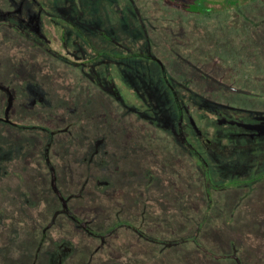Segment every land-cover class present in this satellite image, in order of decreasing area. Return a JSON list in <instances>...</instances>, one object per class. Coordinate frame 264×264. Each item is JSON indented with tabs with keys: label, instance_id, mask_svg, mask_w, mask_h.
<instances>
[{
	"label": "trees",
	"instance_id": "obj_1",
	"mask_svg": "<svg viewBox=\"0 0 264 264\" xmlns=\"http://www.w3.org/2000/svg\"><path fill=\"white\" fill-rule=\"evenodd\" d=\"M73 1L0 0V24L13 28L30 46L40 45V49L78 69L79 79L89 80L87 81L89 89L85 92L87 94L73 95L76 105L81 102V97L85 100L81 103L85 105L95 93L118 99V103L123 104L124 107L130 105L131 109L127 110L129 107L126 106L123 112L131 113L152 129L145 131L141 136L147 148L146 152L152 160L139 168L140 172L135 174L133 172L138 168L137 163L130 166L121 162L122 159L112 160L108 156V151L100 149L95 152V148L90 146L91 151L80 158L81 163L74 161L76 158L68 152L67 162L63 165L59 162V166L56 167L51 152L55 143V131L63 127L52 128L42 123L43 128L48 130L45 131L46 144L41 152L45 161L43 165L48 172V190L51 191V199L45 200L50 216L45 222L32 217L28 208L34 207V211L42 210L45 208L42 206L45 203L30 198L29 187H23L19 193L18 208L25 214L30 226L26 227L13 221L14 218L7 217L9 225L0 227V233L7 228V233L10 231L11 236H7L5 245H0V252L4 254L1 262L74 264L81 261L83 264H92L101 244L103 249L107 235L123 227L135 235L137 242L153 244L151 254L155 253L154 263L149 262L145 258L147 256L139 258L138 253H134L128 260H122L110 255V252L99 250L102 258L95 260L96 264L101 262L102 264H164V261H156V259L178 245H188L191 250L194 248L192 256L198 260L200 259L198 254L205 255L207 258L204 259V264L211 262L212 264L216 262L251 264L248 263L245 255L246 263L243 261L241 257L243 253L238 248L237 241L229 235L233 229L231 223L237 217L240 218L236 215V213L239 215L241 209H238V206L242 207L257 190L264 188V147L261 146L262 143L264 144V131H262L264 110H252L241 104L238 105L230 96H240L241 101H246V95L253 94L248 93L247 89L241 90L238 77L247 75L248 68L254 67L252 56L257 58L263 56L264 29L258 28L259 32L254 29H257L258 23L264 22V0H94L93 2L78 0L76 3ZM251 2L256 3L255 8L258 6L261 8V13L257 12L256 19L246 12L251 7ZM157 5L167 17L160 27L161 31L156 30L150 34L154 21V18H150L151 9L157 8ZM234 13L240 17L236 26L232 25ZM164 15H161V18ZM153 35H159L161 40H155ZM233 37L236 43L233 42ZM155 48L158 51H155ZM23 50L24 48H21V51ZM205 52L208 54L205 55ZM209 52L218 53L222 61L219 63L213 61ZM24 64L35 65L30 60H25L14 70L13 76L12 70L4 72L0 66V79L3 78L9 91H12H5L1 86L3 88L0 90L1 121L8 119L15 121L19 115L24 114L23 106L26 102L23 98L27 95ZM185 66L198 74L203 87L210 89L209 93H200L196 85H191L187 76L189 70L184 72ZM261 69L263 78L260 83L264 80V68ZM33 72L29 71L28 75ZM15 78L20 79L21 82L18 79L19 82L14 81ZM54 88L55 99L52 106L58 105L61 108L63 101L59 94L60 90L56 85ZM252 96L264 98L260 92ZM127 97L130 102L127 101ZM8 102L10 106L5 109ZM73 107L77 108V106ZM243 112L248 116H244ZM252 117L253 121L258 120L261 125L258 131H251V134L247 128ZM229 121H234L242 128L239 132L235 131V136L229 133L231 128H235L226 124ZM5 122L28 128V125L23 126V122L19 124ZM70 123H68L69 127L65 126L68 130L71 125L73 126ZM32 124L30 126L33 128L37 125V123ZM139 138V135L135 136V139L139 140ZM156 149L164 158L168 155L163 151L168 150L169 160L175 158L178 152L186 154L191 160L192 170L201 180L206 202L199 217H189L193 223L188 224V230L187 227L182 229L179 226L182 223L180 217H170L171 214L161 200L166 190L164 180L168 181V178H163L164 173L158 171L160 168L156 166V160L153 162ZM247 149L252 152L257 151L258 155L249 157ZM12 159L8 163L12 168L10 173L21 176L17 167L24 157L18 159L12 157ZM125 169H129L132 173L131 188L137 191L135 199L130 200L126 195L125 200L129 199L127 202L131 208L134 203L139 202L141 205L143 203L141 207L145 209L149 203L152 207V213L148 214L151 223L145 221L144 210L139 218L138 215L130 212L131 209L129 211L131 219L116 217L105 226L101 218L97 220V216L105 213L106 205L98 206L99 201L96 200L98 197L101 198L100 195L109 194ZM75 171L81 175H73ZM21 181L24 182V179L22 178ZM88 186L91 187L92 192L89 197L83 196ZM8 188L10 187L7 186ZM238 189L241 190L240 193ZM217 194L221 196L217 198ZM227 197L233 198L232 205L228 206L229 210L224 207V203L222 204ZM86 198L93 199L95 206L85 207ZM93 210H96L94 213L97 214L90 219L87 215ZM167 215L172 220L170 226L178 225V227L174 231V237L162 238L156 234L158 226L152 222L155 223L158 217L157 220L165 225L168 220ZM57 216L68 219L74 227L82 230L87 236L96 238L97 248L86 249L70 234L58 231ZM2 217L3 213H0V218ZM87 217L89 220L86 219ZM182 217L184 219L187 216L185 217L183 213ZM32 219H35L34 226L31 225ZM239 221L241 224V220ZM92 222H96V226L94 223L93 227ZM262 225L264 226V223ZM31 237L33 241L30 242ZM223 239L226 245H229L226 250V246L221 245ZM212 245L217 249H211Z\"/></svg>",
	"mask_w": 264,
	"mask_h": 264
},
{
	"label": "rangeland",
	"instance_id": "obj_2",
	"mask_svg": "<svg viewBox=\"0 0 264 264\" xmlns=\"http://www.w3.org/2000/svg\"><path fill=\"white\" fill-rule=\"evenodd\" d=\"M77 1L78 0H74L73 3H76ZM93 1L94 0H92V2ZM251 3V7H249L246 12L250 17L256 19V14L257 12L261 13V8L260 6L255 8L256 3ZM151 4H153L152 1ZM161 15L163 16L164 12L158 5L157 8L153 7L151 9L150 18H154V21L152 23L153 27L150 28V34H153L156 30L161 31L160 27H162L167 17L164 15V17L161 18ZM238 20H240L239 15L234 13V15H232V25L236 26ZM181 23H183V21H181ZM181 23L179 22V26H181ZM0 25L3 26L0 27V66H2L4 72L12 70L13 76L14 70L17 69L21 63H24L25 60H30L35 64L34 66L29 64H26V66L25 64L23 65V67L25 66L24 73L26 74L24 84L25 89H27V95L23 98L24 102H26L23 106V116L19 115L15 121L8 119V116V120L3 119L5 121L14 122L15 124L23 122V126L28 125V128L14 126L11 125V123L9 124V122L0 120V213H3V217L0 218V227L4 228L7 227L6 225H9L7 217L14 218L13 221H17L27 227L30 226V223L25 214L18 208L19 193L23 190V187H29L31 193L30 198L37 199L38 202L42 203V201H44L45 203L46 198L51 199V191L48 190V172L46 171V166H44L45 161H43L41 152L43 146L46 144L45 137H47V134L45 131L48 130L43 128L42 123L52 128L63 127L60 130L55 131V148L53 147V152H51V158L56 167L59 166V162L62 165L67 162L69 155L68 152L76 158V160L73 159L74 161L81 163L80 158L83 155L85 157V154H88V152L91 151L90 146H92L95 148V152L100 151V149L108 151V156H110V159L112 160L115 158L118 160L122 159L121 162H125L130 166L137 163L138 168H136L133 173L140 172L139 168L148 164V162L152 160L149 157L148 152H146L147 148L141 137L145 131H151L152 129L147 127V124L144 121L138 120L137 117L131 113L123 112L126 106L129 107L127 110L131 109L130 105H125L124 107L123 104L118 103V99L115 100L112 97L109 98L108 95L100 96L99 93H95L92 95L91 99L85 102V105L82 104L84 103V98L81 97L80 100L82 103L79 101L80 103L76 105L75 101H73V95H75V93H83V95L87 94L85 92L89 89V84L87 83L89 80L83 78L79 79L78 76L80 73L78 69L71 67L62 59L56 58V56L40 49V45L30 46L24 37L15 32L13 28L7 27L5 24ZM251 28L252 30L254 29L252 26ZM258 28L263 30L264 22L258 23L257 29L254 30L259 32ZM185 29L187 30V28ZM153 36L155 40H161L159 35ZM233 42L236 43L234 37ZM157 47L160 49L159 46ZM21 48H24V50L21 51ZM156 49L157 48L154 50L158 51ZM60 50L64 52L61 48ZM262 51L263 56L258 58L252 56L251 59L254 67L251 69L248 68L247 75L238 77V84L241 87V90L247 89L248 93L252 92L253 94L246 95V101H241L242 98L240 96H237L238 98L236 96H230L233 102H237L238 105L241 104L243 107H248L252 110H264V98L261 99V97L252 96L257 92H260L264 96V80L260 83V80L263 78V75H261V68H264V49H262ZM209 53L210 56L212 54L211 59L213 61L218 63L222 61V58L218 53ZM206 54H208V52H205V55ZM25 55H28V57ZM183 68L184 72L189 70L187 76L191 81V85H196L198 92L209 93L210 89L203 87V83L198 79L199 76L193 69H188V66ZM28 70L34 72L28 75ZM38 70L40 71L38 72ZM17 79L15 78L14 81H20V79ZM54 85L58 86L60 90L59 94L63 101L61 102V104H63L61 108L58 107V105L52 106L55 99L53 92V89H55ZM1 86L4 87L5 91H9V87L3 78L0 79V90L2 88ZM127 99V101L130 102L128 97ZM9 106L10 103L8 102L5 109H8ZM73 106H77V108ZM243 115L248 116L246 112H243ZM32 123H37L36 127H31L30 125ZM68 123L73 124V126H70L71 128H69V130L68 128H65V126L69 127ZM226 124L235 127L231 128V131L229 132L231 136L236 135L235 131L239 132V130H242V128L238 127L234 121L226 122ZM38 125L40 127H38ZM260 125V122L258 120L253 121L252 117V121L247 130H250L249 133L252 134L253 131H258L260 129ZM136 135L140 136L139 140L135 139ZM136 144H138V147H136ZM261 146L264 147V144L262 143ZM156 150L157 151L154 152L156 155H153V162L156 160V166L160 168L158 171L164 173L163 178H168V181L164 180L166 190L164 192L165 196H163L161 200L165 203L168 213L171 214L170 217H180L182 223H180L179 226L182 227V229L187 227L186 230H188L190 223H193L189 217H199L202 213V207L206 202L203 196L201 180H199L198 174L192 170L191 160L188 159L186 154L183 155V153L179 152L176 154V152H174L177 156L169 160L167 159L169 157L168 150L163 151L166 153L165 155H168L166 158L163 157L158 149ZM248 151L249 157L258 155L257 151ZM150 152L152 153V150H150ZM5 155L7 156L6 158ZM22 156L24 157V160L17 167V171H19L21 176L17 173H10L12 169L11 166H8L10 165L8 164L10 159H12V157L18 159ZM90 167L93 169L92 166ZM96 167L98 166L96 165ZM73 175L76 176L81 174L78 171H75ZM131 176L132 173H130L129 169H125L122 176L116 181V186L108 192L109 194L100 195L101 198L98 197L96 200V202L99 201L97 204L98 206H101V204L102 206L106 205L105 213H100L97 216V220L101 218L105 223V226L116 217H120V219H131L129 214L131 209L132 211L130 212L135 213L139 218L142 216L141 214L144 210L143 216L146 217L145 221L151 223L148 214L150 215V213H152V207L149 203H147L145 209L141 207L143 206V203L141 205L139 202L137 204L134 203L132 205L133 208H131L127 202L129 199L127 198V201L125 200V197L127 196L130 200L135 199L137 196V191L132 190L131 188V183L133 184L130 180ZM22 178L24 179V182L21 181ZM7 186L10 187L8 188L9 190L7 189ZM85 191L86 192L83 196L88 195L89 197V194L92 192L91 187H86ZM237 191L238 193L241 192L240 189ZM105 196L107 198H105ZM216 196L218 198L221 195L217 194ZM219 200L221 201V199ZM93 203V199H84L85 207H94L95 205ZM223 203L225 204L224 207L229 210L230 207L228 206L232 205L233 198L227 197L222 204ZM46 205V203L42 205L46 209H35L34 211V207H29L28 211L31 213L32 217H36L37 220L40 219L41 222H45L50 216V211L47 209ZM123 207L125 208L123 209ZM157 207L159 209V205ZM239 208H241L239 215L238 213H236V215L240 218L237 217L234 222L231 223L233 229L229 236L234 237L237 241V246L240 248L241 253H243L241 257H243L244 262L245 255L246 258H248V263L264 264V226H261V224L264 223V188L257 190V192L250 197V200L247 199L242 207L241 205L238 206V209ZM94 211L96 210L89 211L88 215H86L91 219L94 214H97L94 213ZM118 211L122 212L119 213ZM183 213L185 217L187 216L184 219L182 217ZM88 217L86 218L87 220H89ZM170 217L167 215L168 220L165 225H163L160 220H157L158 217H156L155 223L152 222V224L158 226L156 234L159 237H174V231L177 230L178 225L170 226ZM239 220H241V224ZM34 221L35 219L31 220V225L33 226ZM3 223H5V225H3ZM91 225L96 226V222H92ZM56 227L58 228V231L63 232V234L68 233L73 236V238L77 239L80 246L89 250L97 248L96 244L98 240L87 236L82 230L74 227L68 219H65L62 216H57ZM6 229L3 233H0V245H5V242H7V236H11L10 231L7 233L8 231ZM32 239L33 237H31L30 242L33 241ZM208 240L210 239L208 238ZM205 245H207V243H205ZM221 245L226 246V248L224 247L225 250L229 248V245H226L225 239L222 240ZM101 246L99 249L100 252L105 250L106 252H110V255L114 257L116 256L118 259L128 260V258L132 257L134 253H138L139 258H141V256H147L145 258L148 259L149 262L152 261L154 263L155 261V256H153L155 253L153 252V254H151L153 244L137 242L135 240V235L130 230L123 227L115 229L114 232L111 231L106 237L103 249ZM210 248L217 249V247L213 245L210 246ZM192 249L194 250V248ZM99 250H97L98 252H96L94 258L97 261L98 258H102ZM193 250L189 249L188 245H178L175 248L169 249L164 255H161L159 259H156V261L162 260L165 262L164 264H177L178 262V264H204V259L207 257L200 252V255L197 253L200 257L198 260L192 256ZM2 254L3 253L0 252V264H4V262H1L4 257V254ZM95 260H93L92 264H96ZM216 263L225 264L224 262ZM74 264H83V262L80 261ZM210 264H212V262Z\"/></svg>",
	"mask_w": 264,
	"mask_h": 264
}]
</instances>
